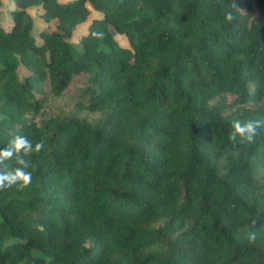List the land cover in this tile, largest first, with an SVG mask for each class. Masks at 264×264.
Masks as SVG:
<instances>
[{
	"label": "trees",
	"instance_id": "16d2710c",
	"mask_svg": "<svg viewBox=\"0 0 264 264\" xmlns=\"http://www.w3.org/2000/svg\"><path fill=\"white\" fill-rule=\"evenodd\" d=\"M12 1L0 150L44 148L0 190V264H264V127L230 139L264 120V0ZM46 84L101 121L42 117Z\"/></svg>",
	"mask_w": 264,
	"mask_h": 264
},
{
	"label": "clouds",
	"instance_id": "9594fccd",
	"mask_svg": "<svg viewBox=\"0 0 264 264\" xmlns=\"http://www.w3.org/2000/svg\"><path fill=\"white\" fill-rule=\"evenodd\" d=\"M225 19L231 21L233 17L230 14L225 15ZM94 35H101L95 33ZM264 127V120L249 119L246 121L235 120L232 122V132L230 139L236 140L239 138L242 142L252 143L255 137L259 134V129ZM44 148V143L41 141L33 145L32 141L26 136H16L8 142L7 146L0 150V165L4 164L5 160L16 158L17 167L12 170L4 171L0 169V190L9 188L19 184L21 188L31 183L32 174L26 169L30 168L29 162L24 158L31 155L33 152H40ZM247 238L254 241L256 235L254 232L247 233Z\"/></svg>",
	"mask_w": 264,
	"mask_h": 264
},
{
	"label": "rangeland",
	"instance_id": "374dc122",
	"mask_svg": "<svg viewBox=\"0 0 264 264\" xmlns=\"http://www.w3.org/2000/svg\"><path fill=\"white\" fill-rule=\"evenodd\" d=\"M64 1V0H62ZM12 0H3L2 7L0 8V18L1 24L4 29H8L12 23L11 15L9 11L14 7ZM34 13H38L40 8L32 9ZM36 26L39 29H43L44 26L39 22H36ZM88 28V23L82 24L76 28L74 31L73 37L71 38V42L74 44H78L79 37L86 33ZM37 36V34H34ZM124 40V38H121ZM39 41V39H38ZM123 43V41H121ZM37 94L41 100H44V107H43V115L42 117H50L54 116L56 113L64 111L69 112L75 115L76 118L80 120H87L91 124H96L101 121L102 114L100 113H88L85 111H80L77 107V101L80 98L81 92L79 91L77 86H70L67 90L63 92L61 95H55L50 91L49 86L46 84L42 85H35Z\"/></svg>",
	"mask_w": 264,
	"mask_h": 264
}]
</instances>
